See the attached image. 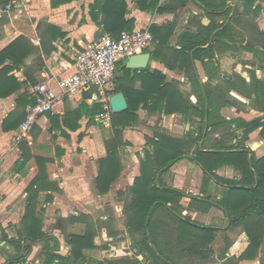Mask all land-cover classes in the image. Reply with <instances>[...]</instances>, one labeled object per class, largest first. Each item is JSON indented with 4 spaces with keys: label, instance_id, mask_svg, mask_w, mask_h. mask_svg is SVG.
Instances as JSON below:
<instances>
[{
    "label": "crops",
    "instance_id": "0c3cea01",
    "mask_svg": "<svg viewBox=\"0 0 264 264\" xmlns=\"http://www.w3.org/2000/svg\"><path fill=\"white\" fill-rule=\"evenodd\" d=\"M110 1L0 2V264H48V250L58 244L57 252L69 255L67 235L83 233L86 227L70 218L86 217L93 221L91 216L108 219L113 214L117 225L104 227L102 243L98 240V219L93 222L97 250L114 248L115 259L108 261V255L103 253L107 256L104 259L93 255V261L84 264H157L153 255L141 250L144 245L139 234L132 236L129 232L123 211L125 199L131 198L129 187L140 175L143 151L152 150L148 139L158 140L156 134L177 139L184 150L183 157L172 163L169 171L165 167L158 174L164 187L186 194L177 210L179 216L172 220L175 227L170 242L174 244L179 234L176 226L182 218L212 230V240L210 232L196 231L202 256L189 252L173 255L169 251L174 261L264 264V239L256 256L251 251L249 256L240 258L250 240L245 225L228 228V212L220 200L229 186L210 178L204 187L206 175L196 160L197 150L229 153L244 146L251 167L253 158L262 164L264 0H158L154 9L148 7L156 0H125V19L134 20V29L149 27L155 40L143 52L150 54L146 68H129V57L117 64L114 87L124 93L127 101L129 98L141 104L136 118L123 130V140L128 143L119 149L123 169L108 193L101 194L97 188V160L106 153L104 141L114 136L112 121L120 118L114 112L104 123L102 113L93 114V103L87 97H67L40 118L28 137L17 140V130L34 87L45 81L54 84L71 74L76 53L108 34L104 19L109 15ZM209 5L210 13L206 8ZM223 22L229 26L228 31L218 37L219 28L216 29L206 45L197 47L209 46L212 58H198V52L191 47L210 32L204 27L217 28ZM178 91L180 110L170 114L153 112L142 102L148 99L152 104L162 95L166 104L168 99L178 96ZM209 116L213 123L222 119L237 122L208 127ZM253 120L262 124L247 140L240 141L243 122ZM41 166L45 175L29 189ZM214 173L233 181L237 187L244 179L243 171L228 162L220 164ZM255 179L258 180L257 175ZM112 199L122 202L121 208ZM165 227L172 225L165 223ZM41 231L47 238L36 240L34 236ZM110 231L117 233L111 235ZM159 240L166 238L161 236ZM58 263L56 259L52 264Z\"/></svg>",
    "mask_w": 264,
    "mask_h": 264
},
{
    "label": "trees",
    "instance_id": "16d2710c",
    "mask_svg": "<svg viewBox=\"0 0 264 264\" xmlns=\"http://www.w3.org/2000/svg\"><path fill=\"white\" fill-rule=\"evenodd\" d=\"M1 1L2 0H0V2ZM158 2L159 1L156 0L154 3L150 4L148 8H156ZM110 3V12L107 18L104 19V26L108 34L118 38L123 31H132L134 29V20L125 19L124 17L127 7L125 0H111ZM206 8L208 13L212 11L210 5L208 7L206 6ZM218 28V37H220L222 32L228 31L229 26L226 22H223L220 23L217 28H212V26L204 27L205 31L210 32H206L207 36L201 37V39L196 41L195 45L191 47L192 50L196 49V52H198L196 55L198 58L204 60L207 55L212 58V56L208 54L210 50L209 46L202 49H197V47L198 45H206L210 41L213 32ZM205 31H203V34H205ZM151 32L153 33L152 30ZM262 35L264 36L263 31ZM190 63L191 67L194 69L192 59ZM117 91H119V89L114 87L113 93ZM162 91L163 88H161L160 92L162 93ZM179 97H181V94L178 91V96L174 95L171 100H167L166 104L164 103L165 98L163 99L162 95L157 97L156 100H153L152 104H150L148 99L142 102L153 112H165L170 114L180 110L178 104L180 105L182 102L179 100ZM32 102L33 97L30 103ZM140 104L141 102L133 103V101L128 98V108L122 112L113 113L114 115L120 116L119 120L113 119L112 121L114 136L104 141L106 153L104 155L100 154L97 160L98 176L96 185L101 194L108 193L110 187L119 178L122 172L123 168L122 165H120L119 149L128 144L123 140V130L136 118L135 113L139 109ZM93 106L95 109L93 114L103 113L104 110L101 103H93ZM236 122V120L222 119L219 123H213V117L209 116L206 125H208V127H217L221 125H231ZM261 124L260 120H253L250 122L244 121L242 124L244 126V131L240 141L247 140L248 135L259 128ZM228 134H230V132H228ZM156 135L159 136L158 140L155 138L148 139L150 146H152V150L150 148H145L143 151L140 175L135 178L134 183L129 187L131 198L125 201L123 211L129 232L132 236L135 234H139L140 236V240L144 245V248L141 247L143 252L147 250L148 254L153 255L156 258L157 264H177L171 254L177 255L180 252H189L194 255L202 256L201 245L198 243L196 231L210 232L211 235L212 230L210 227L201 228L190 219L182 218L176 226V231L179 234L174 244H172V241L170 242L169 238L171 237L173 227H175L173 226V219L179 216L177 210L182 206L181 200L186 194L180 189L164 187L162 182H157L156 177L163 167H166V171H169L171 164L183 157L184 150L181 148L180 142L177 139H171L163 134ZM202 137L203 134L199 136L197 140H200ZM238 148L242 149L229 153L197 150L196 160L202 166L206 175L203 181L204 187L208 185L210 178H215L217 181L228 184L229 186L227 189L228 191H226L221 198L220 203L225 211L228 212V228L240 224L246 227L250 244L246 253L240 257L243 258L249 256L248 253L251 251H255L256 256L261 242L264 239V156L262 157V164L252 157L253 167H251L248 151L243 149L244 146ZM40 160L43 162L47 161V159ZM156 162L159 165L158 169H156ZM226 162L234 164L238 169L243 171L244 179L239 182L241 186L237 187L236 184L234 185L233 181L221 179L214 173V170L218 168L220 164ZM44 175L45 169L44 166H41L39 176L28 188L30 189L34 187L35 184L39 183L41 177ZM255 175L258 177L257 181ZM123 194V192H120V195ZM169 203H172V206H168ZM70 220L74 223H84L86 226L83 230L84 232H71L67 235V243L71 249L69 255H62L57 252L59 244L53 247L54 250L53 248H49L48 253L50 257L48 259V264H52L56 259L59 260L58 264H84L93 261L92 256L98 249L94 242L96 236L94 222L86 217H72ZM165 223L172 225V227H165ZM116 233V231H110L111 235H115ZM161 236H165L166 240L160 241L159 238ZM34 238L36 240H45L47 235L41 231L37 236H34ZM186 240L187 242H185ZM210 240H212V235L210 236ZM150 243L153 244L154 248ZM106 248L104 247V249Z\"/></svg>",
    "mask_w": 264,
    "mask_h": 264
},
{
    "label": "built area",
    "instance_id": "2783aa9c",
    "mask_svg": "<svg viewBox=\"0 0 264 264\" xmlns=\"http://www.w3.org/2000/svg\"><path fill=\"white\" fill-rule=\"evenodd\" d=\"M154 42L149 27L123 31L118 38L105 34L89 42L76 53L75 70L56 83H38L33 89V102L26 107L25 118L17 130V140L28 137L40 118L51 112L67 97L85 96L101 103V120L107 123L112 111L109 97L114 90L117 64L122 59L143 53Z\"/></svg>",
    "mask_w": 264,
    "mask_h": 264
},
{
    "label": "water",
    "instance_id": "95a60500",
    "mask_svg": "<svg viewBox=\"0 0 264 264\" xmlns=\"http://www.w3.org/2000/svg\"><path fill=\"white\" fill-rule=\"evenodd\" d=\"M149 58H150L149 53H139L132 55L129 57L128 67L132 69H144L148 65ZM109 103L112 112L114 113L122 112L128 108V101L122 91L112 93L109 97ZM158 168L159 166L156 162V169ZM148 219H147V223H148Z\"/></svg>",
    "mask_w": 264,
    "mask_h": 264
},
{
    "label": "rangeland",
    "instance_id": "374dc122",
    "mask_svg": "<svg viewBox=\"0 0 264 264\" xmlns=\"http://www.w3.org/2000/svg\"><path fill=\"white\" fill-rule=\"evenodd\" d=\"M159 166V165H158ZM194 166V165H193ZM164 168V167H163ZM162 168V169H163ZM159 174V173H158ZM157 182L159 183V182H161V180H159L160 179V177H159V175H157ZM121 198V197H120ZM122 198H124L125 199V197H124V195H123V197ZM183 200V199H182ZM181 200V201H182ZM125 201H127V199H125ZM112 202H114L116 205H119V207L121 206V205H123L122 204V202L121 203H117V201L115 202V200L114 199H112ZM107 204H109L108 202H107ZM117 208V207H116ZM121 208V207H120ZM114 216L113 217H111V218H108V219H100V218H95L94 216H91L92 217V219H93V221H95V219H98V221H97V223L96 224H98V236H99V241L102 243L103 242V240H102V231H103V229H104V227L106 226V229H110L111 227H114V226H116L117 224H116V222H118V219H117V217H116V215L115 214H113ZM124 218V217H123ZM125 219V218H124ZM65 231L67 232V229L65 228ZM76 231H78V229H76ZM103 247V246H102ZM106 248V247H105ZM115 251H116V249H114V248H111V247H107L106 249H104V248H101V249H99V250H96L95 252H94V255H97L99 258H102V259H104V257L106 256V255H104V254H107L108 255V261H111V260H109V259H112V260H114L115 259V257H116V254H115ZM104 253V254H103ZM107 257V256H106Z\"/></svg>",
    "mask_w": 264,
    "mask_h": 264
}]
</instances>
